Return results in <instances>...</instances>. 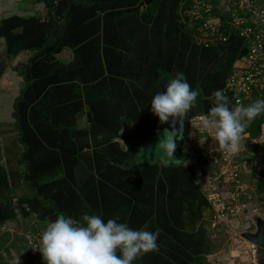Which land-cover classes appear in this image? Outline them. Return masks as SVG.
Here are the masks:
<instances>
[{
    "label": "crops",
    "instance_id": "crops-1",
    "mask_svg": "<svg viewBox=\"0 0 264 264\" xmlns=\"http://www.w3.org/2000/svg\"><path fill=\"white\" fill-rule=\"evenodd\" d=\"M45 1L0 0V250L17 226L41 237L58 214L80 223L88 213L159 230L158 248L133 264L243 261L218 250L213 201L196 171L211 163L216 176L235 169L242 178V167L256 158L250 147L264 154V119L256 137L242 132L237 163L223 150L218 163L191 141L216 90L229 97L231 109L264 97V85L238 105L227 93L246 53L243 39L229 33L226 42L204 46L182 0H52L55 23ZM177 72L200 105L179 127L150 110L152 97ZM167 124L180 155L163 166L151 151ZM36 252L32 263L44 264Z\"/></svg>",
    "mask_w": 264,
    "mask_h": 264
},
{
    "label": "clouds",
    "instance_id": "clouds-1",
    "mask_svg": "<svg viewBox=\"0 0 264 264\" xmlns=\"http://www.w3.org/2000/svg\"><path fill=\"white\" fill-rule=\"evenodd\" d=\"M164 87L166 91L160 90L152 97L150 110L160 122L171 117L174 124L176 118L181 119L193 108L198 92L183 72L168 79ZM211 99L213 106L201 117L200 127L212 130L210 137L219 149L235 155L240 151L245 127L264 113V99L235 109L230 108L229 97L222 90L212 93ZM171 132L160 140L163 166L175 158L176 132ZM158 236V229H133L119 217L105 221L100 215L85 213L77 223L70 215L58 214L46 225L36 249L44 264H133L138 257L158 248Z\"/></svg>",
    "mask_w": 264,
    "mask_h": 264
},
{
    "label": "built area",
    "instance_id": "built-area-1",
    "mask_svg": "<svg viewBox=\"0 0 264 264\" xmlns=\"http://www.w3.org/2000/svg\"><path fill=\"white\" fill-rule=\"evenodd\" d=\"M182 3L188 25L197 24V32L193 36L204 46L226 42L229 33H236L243 39L246 53L240 67L232 73L225 86L234 104H241L244 98L250 96L253 88L264 85V0H182ZM259 141H264V131ZM224 172L212 177V174L207 173L205 165L196 171L197 179L205 183L222 177L223 186L226 183L231 187L234 190L233 195L239 201L244 193L241 174L235 169ZM232 199L236 200L234 197ZM240 208V205L233 204L230 207L222 201L219 215L225 217L227 213L236 216ZM26 238L32 245L30 235ZM33 246L37 251L36 243ZM14 261L15 264H21L20 258H15Z\"/></svg>",
    "mask_w": 264,
    "mask_h": 264
},
{
    "label": "rangeland",
    "instance_id": "rangeland-1",
    "mask_svg": "<svg viewBox=\"0 0 264 264\" xmlns=\"http://www.w3.org/2000/svg\"><path fill=\"white\" fill-rule=\"evenodd\" d=\"M197 123V122H195ZM168 125V124H167ZM192 125V124H190ZM192 130H195V124L192 125ZM172 129L169 125L167 128H165V131L160 132L158 140V150H152L151 153H153L154 156H157L158 159H160L162 155V151L160 149V140L163 139V137L169 135L170 131ZM197 129V133L192 135L191 141L198 146L197 148L203 147V151L210 152L212 156H216L215 159L218 163H222L221 159V149L215 144V142L212 140L210 136L213 135L212 130L205 131L202 129ZM203 138V139H201ZM180 139V137H179ZM210 142V143H207ZM179 146L178 143H176V149L174 151V157L172 159H177L180 155L179 152ZM250 150L253 153H255L256 158L252 160L250 167L244 166L242 167L243 172V179L241 182V186L244 188V193L242 196H240L239 201L236 199V196L233 195L234 190L229 187L226 183L224 186L222 185V188H218L220 183L224 179L218 178V180H215L213 178L209 183H205L203 181H199L201 186L203 185L204 194L206 196L210 195L211 201H213V207L215 210V216H214V229H215V244L218 246V250L222 251L226 250L227 253H229L228 256H230L232 259L233 257L230 254L239 253L244 257L243 261H240L239 263L237 261L231 262V264H260V260H264V249H256V247L247 241L243 236L242 233L244 232H253L255 226H253V223L249 217L252 213L260 214L261 216H264V181L257 182L256 179V172L255 170H258L260 168V160L264 159V154H261L259 156V150L258 146L256 147H250ZM201 150V149H200ZM202 151V150H201ZM224 151V150H223ZM150 153V154H151ZM218 157V158H217ZM232 160H238L237 156L231 155L230 157ZM157 159V158H156ZM211 158L208 157V161ZM237 163V161H235ZM218 163H215V165ZM249 163V164H250ZM205 165L207 170L211 172L210 170L213 168L216 172L213 165ZM212 177H217L213 172H211ZM242 174V173H241ZM264 176V174H262ZM264 179V178H263ZM236 199L235 201L232 199L233 197ZM249 197V198H248ZM224 202V204H229L230 207L233 206V204H237L241 206L240 210L237 212L236 216H230V214L226 213L225 217H220L219 215V208L221 202ZM18 229H14L12 232L13 238L10 240L8 238V245L5 248H8L7 251L0 250V255L3 256L4 262L6 264H15L14 259L20 258L21 264H35L32 263L33 258L35 257V254L37 253L34 250L33 244L36 243V248L38 247V243L40 242L39 236L30 235L29 233L24 234L23 228H20V226H17ZM22 230V231H21ZM40 231V230H39ZM30 235V239H32V245L27 242L26 236ZM23 238V239H22ZM34 240V241H33ZM39 240V241H38ZM24 242V244H23ZM240 244V248L237 246ZM220 248V249H219ZM216 249V248H215ZM19 254H23V258L19 256ZM25 255V256H24ZM254 261V262H253Z\"/></svg>",
    "mask_w": 264,
    "mask_h": 264
},
{
    "label": "water",
    "instance_id": "water-1",
    "mask_svg": "<svg viewBox=\"0 0 264 264\" xmlns=\"http://www.w3.org/2000/svg\"><path fill=\"white\" fill-rule=\"evenodd\" d=\"M197 98L196 101L194 103V106H196V110L198 111L200 108V105L197 102ZM189 113H187L185 116H183L181 119L180 118H176V122L178 124V127L183 125L187 119H188ZM176 140V139H175ZM176 141H180V140H176ZM179 144V143H178ZM252 222L253 225L255 226L254 231L251 232H244L242 233V236L249 241L250 243H252L255 247H257L258 249H264V219L258 217V216H252ZM260 264H264V260H260Z\"/></svg>",
    "mask_w": 264,
    "mask_h": 264
},
{
    "label": "trees",
    "instance_id": "trees-1",
    "mask_svg": "<svg viewBox=\"0 0 264 264\" xmlns=\"http://www.w3.org/2000/svg\"><path fill=\"white\" fill-rule=\"evenodd\" d=\"M46 6L49 10V17L51 18V20L54 22V19L52 17L51 11L53 10L54 4L52 3V0H46L45 1ZM55 23V22H54ZM192 29H196L197 28V24H194L191 26ZM190 33L192 34V31L189 29ZM186 34L189 35V33L185 30ZM190 36V35H189ZM190 39L193 41V38L190 36ZM253 92H258L257 90H255L254 88L252 89ZM260 99H264V97L262 96V98ZM264 119V113H262L261 115L257 116L250 124H248L245 129H247V135L249 137H256L258 129L260 124L263 122ZM8 248H5V251H7ZM0 264H6V262H4L3 256L0 255Z\"/></svg>",
    "mask_w": 264,
    "mask_h": 264
},
{
    "label": "flooded vegetation",
    "instance_id": "flooded-vegetation-1",
    "mask_svg": "<svg viewBox=\"0 0 264 264\" xmlns=\"http://www.w3.org/2000/svg\"><path fill=\"white\" fill-rule=\"evenodd\" d=\"M182 145V143H180ZM183 146V145H182Z\"/></svg>",
    "mask_w": 264,
    "mask_h": 264
}]
</instances>
